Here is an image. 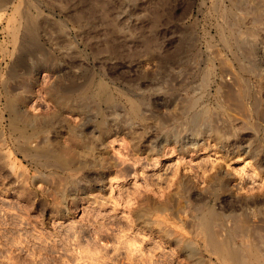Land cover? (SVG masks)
I'll use <instances>...</instances> for the list:
<instances>
[{
	"label": "rangeland",
	"instance_id": "obj_1",
	"mask_svg": "<svg viewBox=\"0 0 264 264\" xmlns=\"http://www.w3.org/2000/svg\"><path fill=\"white\" fill-rule=\"evenodd\" d=\"M0 264H264V0H0Z\"/></svg>",
	"mask_w": 264,
	"mask_h": 264
},
{
	"label": "bare ground",
	"instance_id": "obj_2",
	"mask_svg": "<svg viewBox=\"0 0 264 264\" xmlns=\"http://www.w3.org/2000/svg\"><path fill=\"white\" fill-rule=\"evenodd\" d=\"M2 1V0H1ZM16 9V8H15ZM19 10V9H18ZM24 13V12H23ZM27 14V13H26ZM18 15V14H17ZM28 15V14H27ZM29 16V15H28ZM18 17H19V15H18ZM32 17V16H31ZM34 17V16H33ZM20 20V19H19ZM36 20L34 19V22H35ZM24 22H25V25L23 26L25 29H26V31H28V28H29V25H30V23H31V18L30 17H28V18H25L24 19ZM33 22V21H32ZM17 25H18V23H17ZM31 26V25H30ZM15 28V27H14ZM18 28V27H17ZM21 28V27H20ZM32 28V27H31ZM34 28V27H33ZM13 30V29H12ZM17 32H18V29L16 30ZM24 32V31H23ZM25 33H27V32H25ZM31 33V32H30ZM17 34V33H16ZM16 34H15V36H16ZM24 34V33H23ZM14 36V37H15ZM16 38V37H15ZM218 250V249H217Z\"/></svg>",
	"mask_w": 264,
	"mask_h": 264
}]
</instances>
